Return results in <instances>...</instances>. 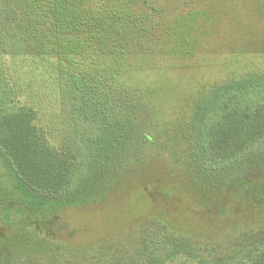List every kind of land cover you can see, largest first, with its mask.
Instances as JSON below:
<instances>
[{
    "label": "trees",
    "instance_id": "1",
    "mask_svg": "<svg viewBox=\"0 0 264 264\" xmlns=\"http://www.w3.org/2000/svg\"><path fill=\"white\" fill-rule=\"evenodd\" d=\"M198 2L0 0V46L6 48L0 54V69L8 75L5 85L10 88L0 89V164L12 182L10 188L0 187V224L8 229L0 233V264H164L182 256L198 257L204 264H230L232 247L238 245L237 253L243 255L234 264H264V225L259 224L243 222V232L231 239L232 228L222 226L217 229L222 239L214 241V234L176 228L152 209L129 231L86 244H72L48 229L49 222L85 197L101 201L140 172L152 157L145 149L159 140V114L151 98L142 93L136 98L133 92L140 88L120 78L115 85H94L92 72L75 71L71 52L91 38L102 44L101 49L109 46L120 65L148 54L162 59L182 48L188 51L196 39L186 44L182 31L204 6ZM204 9L209 12L210 7ZM18 59L33 76L26 90L12 65ZM138 66L128 70L136 72ZM44 73L54 79L46 81ZM47 82L70 107L66 116L71 134L58 148L34 122L35 109L21 104L25 91L37 95L36 86ZM194 101L187 121L188 175L197 186L202 183L215 192L204 196H228L233 201L215 204L220 215L228 208L237 216L244 211L243 199L250 202L251 186L264 190V69L230 76ZM116 112L120 120L114 124ZM230 166L233 171H228Z\"/></svg>",
    "mask_w": 264,
    "mask_h": 264
},
{
    "label": "rangeland",
    "instance_id": "2",
    "mask_svg": "<svg viewBox=\"0 0 264 264\" xmlns=\"http://www.w3.org/2000/svg\"><path fill=\"white\" fill-rule=\"evenodd\" d=\"M198 1V4L203 3L204 6L193 17L194 21H186L184 25L189 27L182 31L186 44L191 39H196V45L192 43V48L188 51L182 48L181 53L162 59L148 54L132 64L126 60L120 65L110 47L103 45L101 49L102 44H98L96 38L85 40L81 44L83 46H73V51L76 52H71V55L77 62L72 66L76 72H92L97 78L93 81L94 85L103 81L107 86L115 85L120 78L124 83H134L140 88L133 92L136 98L140 93L151 98V106L159 114L155 131L159 140L145 149L144 153H150L152 157L140 172L122 181L105 199L93 201L87 196L82 203L66 209L61 216L48 223L51 235L72 244L90 243L129 231L138 226L152 209L163 213L167 221L176 228L197 234H214V241L222 239V233L217 230H221L222 226L232 228L228 232L231 239L235 234L243 232V222L264 225V190L259 185L250 187V202L247 198L243 199L240 207L244 211H239L233 217L232 211L227 208L226 214L220 215L215 204L231 205L233 201L228 196H204V193L215 192L212 188H206L205 184L197 186V183H193L191 175H188V162L185 161L189 154L187 137L190 139L191 136L187 121L191 120L194 111V99L230 76L248 70L264 69V0ZM205 4L210 7L209 12L204 9L207 7ZM98 32L103 33L104 29ZM182 32L179 30L178 36ZM62 34L66 36V30ZM6 40L10 47L11 40L8 36ZM23 48H27L26 45ZM4 49L6 48L0 46V54ZM14 63L12 65L17 70L16 75L23 84L22 90H26L29 88L26 81L33 77L31 70L20 59ZM135 63L139 65V70L130 72L128 69ZM38 73L41 74L39 71ZM42 75L46 81L54 79L52 75ZM0 78V89L10 91L9 86L5 85V80L8 79L5 70L0 69ZM50 82L36 86L37 95L32 96L33 93L25 91L21 96V104L35 109L34 122L48 141L58 148L71 134L67 125L70 121L66 116L70 107L57 98L58 90ZM1 93L8 97L4 90ZM90 105L89 111L92 110ZM135 106L139 107L137 104ZM112 118L115 124V120H120L119 113L116 112ZM231 169L233 171L234 166H230L228 171ZM189 173L191 174L190 171ZM11 185L8 174L0 164V187L7 189ZM252 204L255 205L254 208ZM246 214L249 217L241 221ZM7 230L0 224V233ZM241 247L244 251V246ZM237 249L232 247L234 256L230 264L236 263L238 256L243 255V252L238 254ZM164 264L204 262L198 257L187 259L182 256Z\"/></svg>",
    "mask_w": 264,
    "mask_h": 264
}]
</instances>
